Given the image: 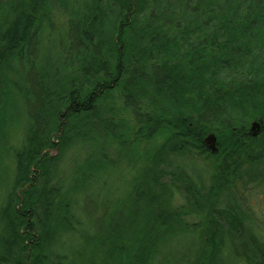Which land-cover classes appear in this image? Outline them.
<instances>
[{
	"label": "trees",
	"instance_id": "16d2710c",
	"mask_svg": "<svg viewBox=\"0 0 264 264\" xmlns=\"http://www.w3.org/2000/svg\"><path fill=\"white\" fill-rule=\"evenodd\" d=\"M57 1L52 0L53 4ZM105 1L116 4L113 15L106 14ZM105 1L86 0V13L77 12L71 20L63 15L61 29L44 28L38 8L46 6V0L0 1L12 19L5 30L0 29V123L6 124L0 125V171L9 166L8 156H14L15 166L10 191L0 206V264H101L97 259L104 264H153L159 246L178 234L173 229L187 215L181 214V207L171 210L166 200L194 207L207 195L179 176L180 185L168 181L162 186L161 173H168L164 161L145 167L144 159L154 149L142 152L138 140L149 141V145L162 140L153 155H210L217 163L214 181L222 184L226 179H236L242 165L264 161V128L255 137L246 134L250 120L264 122V0H180L170 17L160 11V3L166 4V0H150L159 11L150 18H138L149 0H141L143 7L137 12L139 0ZM123 10L126 18H121ZM34 26L44 29L38 35ZM47 28L56 31L49 40L44 37ZM31 45L52 49L51 64L39 69V74L34 72L32 57L22 55ZM69 45L70 50L77 51L75 57L69 55ZM47 68L51 71L43 73ZM11 73L19 79L11 78ZM60 73L67 78H60ZM231 73L235 75L229 77ZM13 96L23 99L26 106H34L29 114L25 110L23 119L32 125L27 122L17 128L23 134L24 148L8 143L10 120L6 121V112L8 99ZM224 108L233 116L228 122H216L225 114ZM59 125L63 133L54 143L51 136L59 132ZM123 129L129 134L120 138L128 140L118 147L133 143L142 165L141 172L127 180L128 206L124 210L125 203L121 204L118 211L124 214L123 219L119 225L106 226L103 236H98H106L105 245L92 243L89 257L83 245L71 249L69 256L56 251L58 246L63 250L65 236L82 238V242L97 238L94 232L88 240L76 233L71 222V196L81 190V185L97 183L105 167L116 161L109 141ZM209 132L217 137L214 155L204 143ZM75 141H81L86 155L75 163L74 171L66 174L64 182H58L57 176L55 183L59 172V160L55 159ZM45 146L58 148L59 155L47 151L42 154ZM238 158L245 162L240 163ZM26 183V191L20 193L22 207H28L29 212L19 215L18 190ZM144 187H152L151 192ZM217 189L214 186L209 200ZM87 212L85 224L92 230V216ZM206 213L217 214L216 206L210 204ZM220 218L211 219L214 233L205 242L206 254L211 256L208 264L217 261L222 245L219 238L224 235L230 237L235 260L264 264V248L254 239L241 237L247 236L244 219L232 210L222 212ZM158 231L166 236L155 238L153 233ZM85 233L91 236L85 230L81 234ZM246 244L251 246L249 250ZM205 261L202 255L192 264Z\"/></svg>",
	"mask_w": 264,
	"mask_h": 264
},
{
	"label": "rangeland",
	"instance_id": "374dc122",
	"mask_svg": "<svg viewBox=\"0 0 264 264\" xmlns=\"http://www.w3.org/2000/svg\"><path fill=\"white\" fill-rule=\"evenodd\" d=\"M2 3H6V0H0ZM105 1V0H103ZM141 2V3H140ZM45 3V2H44ZM106 3V14L109 16L113 15L114 11L117 10V8H114L116 4L112 1H105ZM180 0L177 1H170L166 0V4L160 3V11L163 13H167V15L170 17L171 12L175 11L177 7L179 6ZM193 3V2H192ZM46 6H42V9L38 8V16L42 18L43 23H45V27L47 26H56L60 28V23L62 22V19L64 18L63 15H65V18L68 16L71 18L77 14V12H85L86 11V0H58L55 4H53L52 0H46ZM65 11H62L65 7ZM137 10L141 9L143 7L142 1H137ZM142 11L144 12L143 15H139L138 18H150L152 13L159 11L157 10L156 6L152 3V1L149 0L148 4L142 8ZM136 12L131 14L133 17L136 14ZM86 13V12H85ZM8 13H5V10L2 6H0V29L5 30L7 28V24L12 19L7 17ZM11 17V16H10ZM47 17L49 18V22L46 23ZM62 18V19H61ZM121 18H126V12L123 10ZM65 20V19H64ZM77 20V19H75ZM126 22V21H124ZM40 26V25H36ZM35 27V32L39 35L42 30L38 27ZM2 27V28H1ZM168 30H173V27L167 26ZM61 29V28H60ZM31 35H34L33 32H30ZM56 34V31L50 30L49 28L46 29L44 32V37H48L47 40L54 37ZM263 38V37H262ZM81 39V36H80ZM32 40V37H31ZM46 40V41H47ZM20 48V46H18ZM36 47V48H35ZM22 48V47H21ZM35 50L33 51V49ZM52 49H42L37 47L36 45H31V48L25 50V52H22V55H26L29 57H32V65L34 67V72L36 74H39V69H42L43 67L51 64V58H52ZM33 51V53H32ZM76 50L74 49L70 50L69 45V55L75 57L76 56ZM58 56V54H57ZM55 57V55H54ZM253 57V56H252ZM58 60L61 63L62 59L61 56H58ZM83 58V56H82ZM81 58V60H82ZM203 62V61H201ZM26 65V64H25ZM51 67V66H50ZM51 71L50 68H47L43 73H47ZM29 77L32 76V73L29 72ZM11 78L18 80L14 73H11ZM50 76V74H45ZM57 75V73H56ZM54 75V76H56ZM235 74L231 73L229 77H233ZM60 78H65L66 76L63 74L61 77V73L58 75ZM37 77V76H36ZM67 78V77H66ZM226 81V80H225ZM18 82V81H17ZM57 82V81H56ZM228 85L232 84V81L228 80ZM28 85V84H27ZM114 96L111 94V98ZM116 100V99H115ZM224 103H227V100L223 99ZM9 107L7 108V120H10L9 123V144H11V147L13 148L20 146L24 148V140H23V134L17 129L18 127L23 128L26 126L27 122H23V119L26 118V112L29 114L30 110L34 109V106L32 105H25L24 100L22 99H15V97H11L8 99ZM107 104V103H106ZM99 105L100 102H99ZM30 109V110H29ZM219 115L220 117L217 118L216 122L225 123L228 122L231 116L230 113ZM120 116V115H119ZM126 116V115H124ZM21 119V120H20ZM257 119H252L249 121L248 126L246 127V130L250 129L251 122L255 121ZM30 123V122H29ZM31 124V123H30ZM1 126H5L6 124L0 123ZM17 125V126H16ZM19 125V126H18ZM32 125V124H31ZM62 125V124H60ZM59 125V128H60ZM63 125H65V122H63ZM20 128V129H21ZM63 133V128H60L59 132L53 133L51 136V141L54 143L57 142L58 136L61 137ZM129 134V130L123 129L120 133H117L116 138H110L109 141V148L113 147L114 149V155L116 156V161L112 162L111 166L105 167V171L102 172L101 178L96 183L89 185L84 184L81 185V190L74 195L71 196V202L72 206H70V209H72V220L73 226L76 230V233H80L79 236H83V238L87 239L93 236L92 232L96 233L94 238H92L90 241L82 242V238H73L72 235L65 236L63 238V250L58 247H55L56 251L58 252H64L70 254V250L73 249H79L81 248V245L84 246V254L86 257H89L93 252L91 250L92 243L95 244V242H99L101 245H105V238H98V236H103L105 233V229L107 225H119L121 222V218L123 219V215L118 212L120 211L121 204H124L122 208L124 210L127 209L128 206V199H127V192L129 190V182H127L128 178L132 174H138L141 172V158H140V152L138 148L131 143L130 147L126 146L125 148H119V144L123 140H128V138H120L121 135ZM211 134L210 132L207 133V135ZM212 134L215 137V143L217 142V137L215 133L212 132ZM207 135L204 137L206 138ZM37 138V137H36ZM122 139V140H121ZM23 140V141H22ZM73 143L70 145V148L67 150V152L64 153V155L60 156V158H56L55 160H59L57 164V170L59 171L56 173L54 182L56 183V177L58 178V182L62 183V181H65L66 174L71 173V171H74V165L75 163H79L82 161L86 155L85 148H82L81 141ZM139 147L144 152L145 149H148L146 151L149 152L150 149H154L148 156L144 159L145 160V167H150L154 164H157L160 160L164 161V168L168 171V173H161L160 179L161 185L164 186L167 184L168 181H174L175 184L180 185V180L178 178L182 177L185 182L190 184L191 186H196L197 188L203 190V192L206 193L207 198L203 199V201L198 200V205L194 204L193 206H189L188 204H185L181 201H175V200H166V204L169 205V208L171 210H176L177 208H180L178 210H181V214H187L183 217V219H179L177 222L179 224L178 228H174L176 233H178L173 239H171L170 242L163 243L159 246L158 252L155 256V259L153 260V264H192L194 259L204 256V259L206 260L205 264H208L211 256L206 254L207 247L205 245L206 240H208V236L213 235V226L211 225V219L217 218L221 219L220 216L222 212L224 211H230L232 210L235 214L236 212L244 219V222L246 224L247 233L246 237L242 236V238H249L251 241L254 239L258 242L259 245H261L264 248V161L256 163V165L253 166H246L242 165V168L240 171L236 174V179H226L225 184L217 183L214 181L215 175H216V168L217 163L216 160L213 159L210 155L204 154V156H199L196 153H188L186 155L182 154H156L153 155L160 147V143L162 140L156 139L155 143H152L151 145L149 141H142L138 140ZM157 142V143H156ZM160 144V145H159ZM253 148H256L257 143H252ZM118 148V150H117ZM209 150L210 154H216L217 151L212 152L208 147H206ZM44 151H47L48 153L52 154L53 156H58L59 149L52 146H45V149L42 151V154ZM141 151V150H140ZM56 152V153H55ZM161 152V151H160ZM166 152V151H162ZM55 153V154H54ZM152 154V155H151ZM138 157V159H136ZM241 158H238L240 161ZM14 156H8L6 158L7 162V168L4 171H0V206L6 201L7 193L10 191L11 188V178L14 174ZM245 162V160L240 161V163ZM4 168L5 164L2 162ZM144 167V166H143ZM33 165H29V169L31 171L33 170ZM53 168V167H52ZM35 171V170H34ZM53 171V170H52ZM172 171H176V174ZM36 172V171H35ZM182 172V173H181ZM181 173V175H179ZM58 174V175H57ZM157 175V174H155ZM169 175V176H167ZM32 176V175H31ZM159 176V175H158ZM61 177V178H59ZM137 177H140L139 175ZM137 177H134L137 180ZM4 180H6L4 182ZM3 181V183H2ZM28 183L25 184V186L19 187L20 190H18V198L19 202H17L16 209L18 210L17 213L19 215H26L28 214L29 210L27 208L22 207V194L25 192ZM216 186L217 192L216 195L212 196V201L209 200V197H211L212 190ZM145 188V187H144ZM146 192H151L152 187H146ZM176 190V189H175ZM174 190V191H175ZM63 191V190H62ZM161 189L158 190L160 192ZM166 197L169 195L167 192L165 193ZM42 202H44V198H42ZM210 204H214L216 206L217 214L209 215L206 213V209ZM39 205V204H38ZM37 204L34 205L35 208L38 206ZM81 206V207H80ZM215 208V207H214ZM86 211L88 214L92 216V225L90 229V226H86L85 224V214ZM89 216V215H88ZM91 216H89L91 218ZM224 216V215H223ZM223 222V221H220ZM177 224V225H178ZM158 230L161 228L160 226H157ZM87 231L91 232V236L88 237V235L81 234L82 232ZM165 232H167L164 229ZM155 238H163L166 236L164 232L161 231V233L158 231L157 233H153ZM109 237V236H108ZM107 237V238H108ZM27 238H30L29 236ZM230 237L224 235L222 236V245H220L219 253L217 256V261H215L214 264H243L240 260H235L232 257V253L230 251V244L229 239ZM88 240V239H87ZM249 241L251 244L252 242ZM79 248H76L78 247ZM251 246L246 244L247 250H249ZM97 259V254L95 255ZM181 258V259H180ZM180 259V260H179ZM101 264H104L102 261L97 259ZM178 260V261H174ZM165 262V263H164ZM83 262L79 263L82 264ZM3 264V263H1ZM6 264V263H5ZM9 264V263H7Z\"/></svg>",
	"mask_w": 264,
	"mask_h": 264
},
{
	"label": "water",
	"instance_id": "95a60500",
	"mask_svg": "<svg viewBox=\"0 0 264 264\" xmlns=\"http://www.w3.org/2000/svg\"><path fill=\"white\" fill-rule=\"evenodd\" d=\"M264 127V124L263 125H261L260 123H258V122H255V123H253V125H252V127H251V131H252V136H256V135H258V133L260 132V127ZM208 141H209V144H208V146H209V148L212 150V151H217V147H216V143H215V138H214V136L213 135H209V137H208Z\"/></svg>",
	"mask_w": 264,
	"mask_h": 264
},
{
	"label": "bare ground",
	"instance_id": "6f19581e",
	"mask_svg": "<svg viewBox=\"0 0 264 264\" xmlns=\"http://www.w3.org/2000/svg\"><path fill=\"white\" fill-rule=\"evenodd\" d=\"M255 122H258V123H260V124H262L260 121H254V122H252V124H251V127H252V125H253V123H255ZM251 127H250V131H251ZM209 135H213L212 133L211 134H209ZM209 135H207V137L204 139V143H205V145H206V147H208L209 148V146H208V144H209V141H208V137H209ZM214 136V135H213ZM215 138V137H214ZM210 149V148H209ZM211 150V149H210ZM212 151V150H211ZM212 152H214V151H212Z\"/></svg>",
	"mask_w": 264,
	"mask_h": 264
},
{
	"label": "flooded vegetation",
	"instance_id": "af4514ba",
	"mask_svg": "<svg viewBox=\"0 0 264 264\" xmlns=\"http://www.w3.org/2000/svg\"><path fill=\"white\" fill-rule=\"evenodd\" d=\"M255 121H260L262 124L261 125H263L264 124V122L262 121V120H259V119H257V120H255ZM254 122V121H253ZM251 124H252V122H251ZM250 128V127H249ZM263 129V127H261V130ZM252 133V131H250V129H248V130H246V134L247 135H250ZM252 135V134H251ZM206 146V145H205Z\"/></svg>",
	"mask_w": 264,
	"mask_h": 264
}]
</instances>
